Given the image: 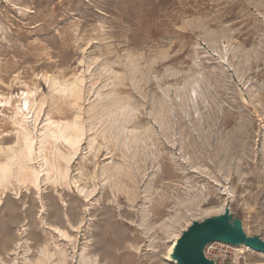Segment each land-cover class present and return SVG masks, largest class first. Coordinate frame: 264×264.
Instances as JSON below:
<instances>
[{
  "label": "rangeland",
  "instance_id": "374dc122",
  "mask_svg": "<svg viewBox=\"0 0 264 264\" xmlns=\"http://www.w3.org/2000/svg\"><path fill=\"white\" fill-rule=\"evenodd\" d=\"M221 205L264 239V0H0V264H175Z\"/></svg>",
  "mask_w": 264,
  "mask_h": 264
},
{
  "label": "water",
  "instance_id": "95a60500",
  "mask_svg": "<svg viewBox=\"0 0 264 264\" xmlns=\"http://www.w3.org/2000/svg\"><path fill=\"white\" fill-rule=\"evenodd\" d=\"M211 242L243 245L264 253V239L246 234L242 221L226 208L222 213L192 220L176 238L171 258L176 264H216L204 254L205 246Z\"/></svg>",
  "mask_w": 264,
  "mask_h": 264
},
{
  "label": "built area",
  "instance_id": "2783aa9c",
  "mask_svg": "<svg viewBox=\"0 0 264 264\" xmlns=\"http://www.w3.org/2000/svg\"><path fill=\"white\" fill-rule=\"evenodd\" d=\"M236 250V246L222 242H211L205 246L204 254L216 264H229V261L236 254Z\"/></svg>",
  "mask_w": 264,
  "mask_h": 264
},
{
  "label": "bare ground",
  "instance_id": "6f19581e",
  "mask_svg": "<svg viewBox=\"0 0 264 264\" xmlns=\"http://www.w3.org/2000/svg\"><path fill=\"white\" fill-rule=\"evenodd\" d=\"M225 209H226V206H225V205H221V206H219L218 208H216L214 211H215L216 213H222ZM191 221H192V220H191ZM174 235H175V238H174V240L172 241V243H171V245H170V247H169V249H168V257H169V259H170L173 263L176 264V262L171 258V250H172V247H173V245H174V242H175L176 238L179 236V234H174ZM239 246H241V245H239ZM241 247H244V246L242 245Z\"/></svg>",
  "mask_w": 264,
  "mask_h": 264
}]
</instances>
